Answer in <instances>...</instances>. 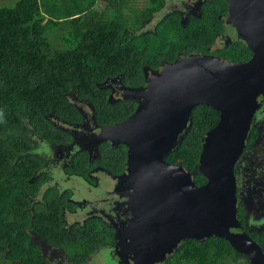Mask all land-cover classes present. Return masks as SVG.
<instances>
[{"label":"trees","instance_id":"1","mask_svg":"<svg viewBox=\"0 0 264 264\" xmlns=\"http://www.w3.org/2000/svg\"><path fill=\"white\" fill-rule=\"evenodd\" d=\"M98 1L15 0L14 6L0 8V258L7 262L48 264L32 232L63 247L75 264H89V257L117 240L114 230L97 219L61 230V210L54 206L50 193L49 208L43 207L33 216L28 209L27 181L36 170L32 166L36 160L24 150L29 142L14 133L25 120L46 125L44 115L65 112L69 106L66 96L72 90L104 105L96 82L130 73L126 66L139 67L143 54L138 46L140 38H133L129 29L139 25L141 16L159 8L162 0H148V8L140 10L130 6L129 0H102L115 9L111 19L100 12ZM125 7L131 14L124 22ZM189 36L182 31L173 40L161 32L157 44L194 51L211 43L205 42L210 38L206 35ZM221 56L244 62L252 52L235 42ZM109 112L115 111L108 108L101 113L107 116ZM219 119L220 113L213 107H195L184 139L167 158L170 164H180L192 172L199 186L206 182L199 172L203 138ZM239 212L243 222L242 208ZM247 232L257 238V234ZM259 244L264 249V243ZM162 264H249V260L227 240L211 237L183 241Z\"/></svg>","mask_w":264,"mask_h":264},{"label":"water","instance_id":"2","mask_svg":"<svg viewBox=\"0 0 264 264\" xmlns=\"http://www.w3.org/2000/svg\"><path fill=\"white\" fill-rule=\"evenodd\" d=\"M223 44L244 43L247 62L197 55L177 60L140 93L132 117L106 131L122 132L129 170L119 178L106 214L115 230L111 251L119 264H162L188 239L220 237L250 264H264V249L239 218L236 167L256 113L264 105V0H227ZM220 113L203 138L197 185L193 173L169 164L184 139L195 107ZM105 213V211H102Z\"/></svg>","mask_w":264,"mask_h":264},{"label":"flooded vegetation","instance_id":"3","mask_svg":"<svg viewBox=\"0 0 264 264\" xmlns=\"http://www.w3.org/2000/svg\"><path fill=\"white\" fill-rule=\"evenodd\" d=\"M148 6L146 0L143 9ZM229 10L230 4L227 0H162L159 8L151 9L148 16L139 18L137 27L129 29L133 38H140L138 46L143 54L139 67L126 66V70H131L130 73H118L102 82H96L104 98V105L100 106L98 102L72 90L66 96L69 103L67 110L59 114L44 115L46 125L39 126L25 120L22 126L15 127L18 131L16 135L29 142L25 144L24 150L29 151L31 157L36 160V163L32 164L36 166V170L27 181L30 191L27 194L30 202L28 209L34 217L38 210L49 208L47 194L50 193L55 202L54 206L61 210V230H69L74 225H84L90 219H97L113 229L106 217V214L113 211L108 199L118 185L119 178L125 176L129 170L131 151L122 139V132L106 131L103 136L101 129L114 127L129 120L140 102L137 98L138 92L148 88L152 79L158 78L164 69L177 60L197 55L233 60L221 56L225 48L233 45L222 43ZM182 31L191 35L189 39L206 35L210 38L205 42L211 43L194 51L157 44L161 32L176 40ZM108 108L114 109V114L109 112L105 116L101 113ZM260 118H264V105L255 115L246 150L236 167V176L239 208H242L243 212L241 222L245 230L257 234L255 239L251 236L254 240L264 243V226L258 227L250 222L252 220L248 221L245 209L240 203L241 198L247 197L242 191L249 195L257 191L264 201V167L258 169L260 172L254 170L253 181H246L242 177V164H246L244 157L258 139L257 125ZM57 153H60V159H56ZM261 204L264 208V203ZM257 215V218L262 219L264 211L258 212ZM32 238L48 264H75L63 247L34 232ZM206 240L207 238L202 241ZM115 243L114 241L106 246L107 250L113 249Z\"/></svg>","mask_w":264,"mask_h":264},{"label":"rangeland","instance_id":"4","mask_svg":"<svg viewBox=\"0 0 264 264\" xmlns=\"http://www.w3.org/2000/svg\"><path fill=\"white\" fill-rule=\"evenodd\" d=\"M15 0H0V8L1 7H11L14 6ZM130 6H134L136 9H143L146 6V0H129ZM97 7H99L100 12L104 13L105 18L111 19L112 16L110 15L111 11L115 9L112 6H108V4H104L102 0L97 2ZM129 13V14H128ZM130 12H128L127 7L123 10V21L125 22L130 16ZM111 16V17H110ZM134 19V18H132ZM127 25V22L125 23ZM255 121V120H254ZM253 121V123H254ZM258 130V139L253 145V147L249 150V152L245 155L244 161L246 164H242V177L246 179V181H253L255 179L253 172L254 170H258L261 167H264V118L259 119V123L257 125ZM14 133L18 134V131L15 129ZM56 159H60V153H57L55 156ZM249 164V165H248ZM248 168V171H247ZM259 171V170H258ZM260 172V171H259ZM244 194H247L246 199L241 198L240 203L243 205L245 209V213L248 216V221L252 224H256L258 227L264 226V217L262 219L257 218L258 212L264 211L262 208L263 200H261V194L257 191L254 194L249 195L246 191H242ZM261 200V202H259ZM108 248L104 249L103 251H99L96 254H93L92 259L90 260L89 264H119L111 255V251L107 250ZM0 264H13L11 262L5 261L3 258H0Z\"/></svg>","mask_w":264,"mask_h":264}]
</instances>
